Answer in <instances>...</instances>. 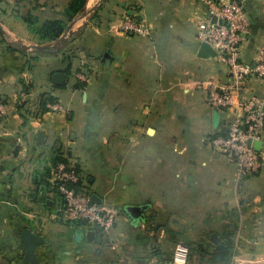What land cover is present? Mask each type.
Returning <instances> with one entry per match:
<instances>
[{"label":"crops","instance_id":"0c3cea01","mask_svg":"<svg viewBox=\"0 0 264 264\" xmlns=\"http://www.w3.org/2000/svg\"><path fill=\"white\" fill-rule=\"evenodd\" d=\"M239 1L250 21L240 58L253 65L264 0ZM70 2L0 0V264H170L178 241L187 264H220L210 254L226 240L230 263L264 264V168L236 183L234 166L208 147L230 116L211 109L206 92L230 75L215 58L198 57L203 0H86L51 42L24 22L65 20ZM125 18L149 25L150 35L110 31ZM80 62L91 70L83 86L74 77ZM54 73L66 75L64 85L53 84ZM262 89L249 77L240 94ZM50 102L62 110L46 111ZM261 143L264 150V133ZM56 156L78 168L81 190L101 203L111 196L108 205L121 209L148 206L144 221H116L110 247L100 232L91 242L77 237L96 229L54 217L63 206L51 183ZM152 224L156 242L145 232Z\"/></svg>","mask_w":264,"mask_h":264},{"label":"built area","instance_id":"2783aa9c","mask_svg":"<svg viewBox=\"0 0 264 264\" xmlns=\"http://www.w3.org/2000/svg\"><path fill=\"white\" fill-rule=\"evenodd\" d=\"M205 18L196 25V39L206 43L215 51V59L226 67L230 75L228 85L209 88L206 102L221 113L228 114L223 135L208 139L210 149L224 157L235 168V182L244 177L257 174L264 168V150H256L254 143L261 142L264 133V43L257 49V58L253 65L241 61V48L250 31V21L239 0H203ZM115 32L136 36H149L151 27L125 18L113 28ZM249 77L261 82L259 96H242V86ZM48 112L62 110L58 103L45 105ZM7 106L0 102V119L5 115ZM79 182L78 173L68 163H57L51 179L63 206L58 209L56 219L69 223H81L82 227L99 230L107 235L113 228L119 210L105 202L92 203L89 194L76 191L74 185ZM188 248L176 244L170 264H187Z\"/></svg>","mask_w":264,"mask_h":264},{"label":"trees","instance_id":"16d2710c","mask_svg":"<svg viewBox=\"0 0 264 264\" xmlns=\"http://www.w3.org/2000/svg\"><path fill=\"white\" fill-rule=\"evenodd\" d=\"M86 0H71L67 9L64 12V20H46L39 23L37 17L28 15L24 18V22L27 24L29 30L38 36L40 41L51 42L58 39L66 28L67 22L72 21L78 14H80L84 8ZM67 163L64 158L59 156L54 157L51 160L52 167H55L57 163ZM78 168L76 167V172ZM80 181L74 185L76 191L81 190ZM76 226H83L81 223H73ZM232 250V244L229 240L217 244L215 249L210 254L220 264H228L230 260V253Z\"/></svg>","mask_w":264,"mask_h":264},{"label":"water","instance_id":"95a60500","mask_svg":"<svg viewBox=\"0 0 264 264\" xmlns=\"http://www.w3.org/2000/svg\"><path fill=\"white\" fill-rule=\"evenodd\" d=\"M71 26L72 25H68L66 28V31H68L71 28ZM37 48L39 50L50 49V47H47V46L37 47ZM215 56H216L215 51H213L209 45H207L206 43H200L199 44L198 57L206 59V58H215ZM105 58H106V56H105ZM65 80H66V75L63 73H54L52 75V82L55 85L62 86V85H64ZM262 111L264 113V103L262 105ZM43 136H44L43 132H38L36 142L40 143V141H42V139H43ZM261 144H262L261 142L254 143V148L256 150H259L261 147ZM245 178L246 177H244L243 180ZM86 193L89 194L88 192H86ZM89 196H90V201L92 203H97V204L101 203V200L97 196H95L94 194H89ZM147 208H148V206H146V205H143V206H125L122 209V212L124 214H126L128 220L134 224V223H139V222L144 221V213H145V210H147ZM96 233H99V230H95V231L89 230V231H86V233H84V235H82V234L79 235L77 233L76 234H77V237L84 236L88 242H91L96 237ZM210 241L212 244H216V242L218 241L217 235L212 234L210 237Z\"/></svg>","mask_w":264,"mask_h":264},{"label":"rangeland","instance_id":"374dc122","mask_svg":"<svg viewBox=\"0 0 264 264\" xmlns=\"http://www.w3.org/2000/svg\"><path fill=\"white\" fill-rule=\"evenodd\" d=\"M35 10H36V8L33 10V12H32V10H29L28 12H29V14H35L34 12H35ZM24 12V11H23ZM79 15H77V17H78ZM65 21V20H64ZM73 21V20H72ZM123 21V20H122ZM122 21L118 24V25H116V27H118L121 23H122ZM71 22V21H70ZM137 23V22H136ZM69 25H71V24H69ZM68 26V25H67ZM66 26V27H67ZM115 26H112V27H110V31H112V32H114V33H120V32H115V30L113 29V28H116ZM65 32H66V28H65ZM129 35V34H128ZM131 36H136V35H131ZM144 37V36H143ZM146 37V36H145ZM80 67H79V69L76 71V73L74 74V77H75V79H76V81L77 82H80V84L83 86V85H85V84H87L88 83V81L90 80V73H91V70L90 69H88V67H86L87 66V64L86 63H83V64H81V62H80ZM51 103H54V102H50V104ZM56 103V102H55ZM82 103H84V102H82ZM208 106L211 108V109H213V110H215L216 111V109L215 108H213V107H211L209 104H208ZM76 109H80L81 110V108H80V105L79 104H77L76 106H74ZM46 109V108H45ZM83 109V108H82ZM46 111H48V109H46ZM217 111H219V110H217ZM221 112V111H220ZM80 114V113H79ZM208 147H209V145H208ZM209 149H210V147H209ZM74 167V169H75V171H76V167L75 166H73ZM93 172H94V170H92ZM79 172V171H78ZM92 174H91V172H90V174H84V177H83V180L85 179L86 180V178L88 177H92L91 176ZM78 176H79V178H80V183H82L81 182V177H80V175L78 174ZM82 184H86V183H82ZM109 202L111 203L112 202V198H111V196H110V198H109ZM107 203V204H110V203ZM113 206V205H112ZM114 208H116V209H118L119 210V215H118V218H117V223L119 222V220L120 219H124V218H126V215L122 212V209L121 208H118V207H123V204L121 205V206H113ZM62 221V220H61ZM63 223H69V222H64L63 221ZM165 224H168V222H165ZM153 226H148V227H146L145 229V232H147V231H149V230H151V232H152V238L153 239H155V242H156V238L159 236V235H157V234H159V233H156V231H154L153 232V229H155L156 228V224H152ZM114 227V226H113ZM113 229V228H112ZM112 229H110L109 230V233H107V237L108 238H110L109 239V242H108V239H106V242H108L109 243V245H108V247H110V243H112V244H114V243H117V239L115 238V237H113V236H111V231H112ZM176 244H183L184 245V243H182V242H176V243H173V247H172V251H173V249H174V247H175V245ZM214 245V244H213ZM186 246V245H185ZM187 247V246H186ZM232 249H233V246H232ZM231 253H232V250H231ZM189 257V256H188ZM232 262L230 263V261H229V263L228 264H235L236 263V261H234V259L233 260H231Z\"/></svg>","mask_w":264,"mask_h":264}]
</instances>
